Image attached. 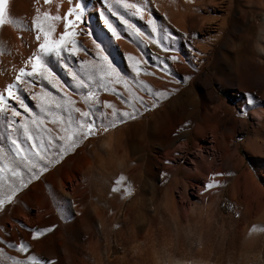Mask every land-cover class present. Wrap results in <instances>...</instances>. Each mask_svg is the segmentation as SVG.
I'll return each instance as SVG.
<instances>
[{
	"label": "rangeland",
	"instance_id": "1",
	"mask_svg": "<svg viewBox=\"0 0 264 264\" xmlns=\"http://www.w3.org/2000/svg\"><path fill=\"white\" fill-rule=\"evenodd\" d=\"M18 1L20 0H9L8 15L10 19L20 21L21 26L17 28L11 23L0 26V80L4 79V83L6 82L0 88V93L6 98L4 89L9 83L16 82L15 74L21 66L30 70L31 66L23 65L22 62L33 53L22 60L16 56L19 43H16L14 50L9 45L14 40V35L6 25L16 28L14 30H17V37L22 39L26 36L23 33H31V11L28 10V16L27 12L20 13ZM69 1L66 0L68 6L74 7V3ZM51 2L56 7L59 4L58 0ZM126 2L136 4L142 11L136 14L134 8L126 9L117 4L116 0H80L83 16L80 21L75 22V40L80 50L75 55L65 51L61 54L62 59L53 56L49 60L57 87L41 77H25L31 83L19 84L18 95L27 105L28 111L18 101L7 98L9 108L15 107L20 115L12 116L8 110L0 112V165L15 160V146L12 144V140H15L28 155H32L33 144L39 147L42 143L46 159L37 158L36 163L38 167H45L47 170L41 172L33 169L36 179H31L32 171L23 164L20 165L21 177L14 178L10 172L0 173V192H7L13 183L19 186L21 178L26 184L11 202L5 203L0 209V223L5 220L8 227H11L12 222L22 220L26 223V235L19 238L25 240L23 241L28 248L36 243V238L32 237L33 231L51 228V231L38 237L41 239L39 257L43 256L42 261H48L44 256L48 251L53 252L55 256L51 261L55 264H164L169 263L171 250L180 252L185 259L194 257L208 264H264V231H250L253 225L264 227V211L255 212L244 204L239 193H233L234 188L229 184L231 181L224 178V169L227 167L225 160L220 161L224 173L223 184L219 190H213L202 212V216L213 213L215 217L212 223L206 220L210 224L205 221L200 224L192 213L193 217L189 219L194 223L189 219L190 222H186L183 214L185 210L191 212L195 204L197 208L202 206L201 187L203 194H208L211 190L204 189L205 177L200 180L188 179L193 183L185 187H173L172 194L178 202V217L175 213L169 215L163 209L170 200L171 177H167L164 184L157 181L158 186L147 185L143 197L149 204L153 198L159 213L155 217L149 216L152 211L148 207V215L133 219L132 214H126V208L133 203L134 195L131 192L125 194L124 188L132 184L130 167L126 166L125 159L134 143L131 135L125 132L119 138L115 136L114 141L110 140L109 136L117 130V126L108 128L107 131L100 129V124L106 122L101 113L109 114L108 118L111 119V109L103 107L105 101L121 112L122 107L144 106L158 97L157 92L164 93L161 97L167 98L168 85L172 81H183L185 77L182 72L186 67L192 70L202 64L199 72L211 75L213 89L226 102L234 118L247 122L246 131L240 133L239 122L234 130L228 132V138L237 145V157L243 158L241 170H251L255 175L252 178L264 187V124L257 125L251 118L253 109L264 108V103L256 104L257 98L248 91L254 81L264 80V64H252L254 60H260L256 54V43L264 23L263 15L253 14L258 8L252 7L248 0H233L227 25L217 31L218 19L222 17L229 0ZM44 5L41 12L48 11L51 14L50 5ZM95 9L97 11L93 14ZM76 11L79 13V10ZM241 15L244 19L255 15L256 24L241 25L242 23L236 22ZM70 16L69 19H72ZM149 20L153 23L150 24ZM55 26L56 31L52 35L59 38L64 29L59 30L56 23ZM97 44L100 45L99 51L108 58V62L122 78L118 84H106L115 91H105L99 87V75H96L94 81L88 79V72L92 69H86L84 62L102 63ZM37 51L38 48L34 52ZM134 64L140 68L139 73L133 71ZM74 75L85 80L91 85V90L97 93L96 99L100 103L96 104L90 117L86 119L95 122L99 131L96 135L82 139L72 151L60 158L58 153L62 142L53 139L49 144V135L55 137L63 133L58 131L59 125L51 122L53 118L48 115L47 110H41L33 94L47 91L56 100L68 98L74 101L70 106L72 108L88 110L89 106L84 103L83 96L89 89L78 88ZM192 78L193 76L189 77L172 96L176 98L187 93ZM228 81L238 82L246 98L239 100L230 90L226 91L224 88H227ZM25 87L28 91H24ZM149 88L152 89L151 92L148 91ZM191 89L199 94V106L206 105L207 109L202 111L203 114L210 113L212 106L208 101L209 97L195 85ZM257 90L264 97V88L258 87ZM243 101L247 106L243 105ZM184 107L185 105H174L170 119L179 118ZM56 111L65 117L67 123L68 113L63 109ZM156 112L157 107H152L144 111L141 117L148 121ZM73 117L80 119L79 113H73ZM34 119L43 120L44 124L38 127L32 123ZM22 124H27L33 140L24 135ZM212 124L219 127L217 121ZM45 128L51 129V133L42 131ZM134 130H131L132 133ZM206 144L209 145L210 142L206 141ZM151 145L153 138L149 134L144 140L142 152L150 151ZM52 159L56 162L49 163ZM120 176L124 180L117 185L116 181ZM114 187L118 190L113 191ZM118 192L121 193L120 199L117 197ZM181 192H185V197ZM111 197L113 208L107 207V200ZM17 236L16 231L0 236V249L3 250V245L7 241L16 240ZM6 253L4 250L0 253V264H3ZM31 254L29 249L21 264ZM11 258L10 255L7 256L9 263Z\"/></svg>",
	"mask_w": 264,
	"mask_h": 264
},
{
	"label": "bare ground",
	"instance_id": "2",
	"mask_svg": "<svg viewBox=\"0 0 264 264\" xmlns=\"http://www.w3.org/2000/svg\"><path fill=\"white\" fill-rule=\"evenodd\" d=\"M58 1L59 9H57L53 2L49 3V9L51 14H59L62 17L66 12L65 10H67L68 3L66 0ZM248 1L251 3L252 7L258 8V11H256V13L253 12V14H262L264 18V0ZM18 2V10L20 13L27 12L26 15L28 16L30 13H28V10L31 11L29 19H32V17L36 15L35 9L37 7H39L41 11L45 8L44 0H20ZM232 8L233 0H229L222 17L218 19L219 23L217 31H220V29L227 25L228 16ZM96 11L97 9L93 10V14H95ZM236 22L242 23L241 25H255V15H251L249 19H244L241 15L236 19ZM55 23L59 30L64 29L62 20ZM6 27L14 35V40L9 42L10 47L14 50L15 45H17L16 43H19L18 51L16 50V56L19 57V59L21 58L23 60L24 57L28 56L38 48V41L35 39L36 29H32L31 27V33H23V35H26V38L23 37L22 39L20 36L17 37V30H14L16 28L10 26V24L6 25ZM28 45L32 46L28 47ZM256 49L258 51L256 54L260 57V60H254L252 64H264V23L261 26ZM201 65L200 67L196 65L198 68L193 67L195 69L192 70H189L188 67H186L187 69L185 68L182 72V75L185 77L184 80L172 81V84L168 85L167 98L157 97L151 99L144 106L131 105L132 107L130 106V108L125 109L122 107L121 112L127 111L134 118L128 119L121 117L123 122L117 124V130L115 129L116 131L114 130L109 136L110 140L114 141L115 136H121L122 132H125L126 134L129 133L132 142L134 143V146L132 145L129 153H127V160L125 159V163L127 161L126 166L130 167L129 177L132 181L129 188L130 192L134 195L133 203L126 208V214H132L133 219L148 215V207L152 211V214L149 216L155 217L157 213H159L158 207L154 205L153 198L150 199L151 203L149 204L148 200L143 197V194L145 193V187L147 185L150 187L158 186L157 181L164 184L167 177H171V185L169 184V191L171 190V194L170 200H168V203L165 204L163 209L164 212H167L169 215L176 214L178 210V202L172 194L173 187H177L178 185L185 187L188 184H192L193 182L188 179L200 180L205 177V183L209 180L219 181L218 186L212 188L208 194H203L204 190H202L203 187H201L200 198H202L201 202L203 204L198 208L195 207V204L191 209V212L187 210L184 211L183 214L187 220L186 222H188L190 220L189 218L193 216H195L198 223L202 221H205V223L213 221V217H215L213 213H209L206 215L207 217L202 216L203 208L206 206L213 190H219L218 188L223 184L224 178L225 180L231 181L229 184L234 188L233 193H239L242 201L247 207L255 210V212L264 211V187L252 178L255 175L253 176L251 170H241L243 158L237 157V145L233 140L229 141L228 138V132L234 130L241 121L234 118L230 109L226 106V102L222 100L221 96L216 93L215 89H213L211 75L199 72ZM191 76H193L191 86L195 85L197 89L209 97L208 101L211 102L210 104L212 106L210 113L203 114L204 112L202 111H206L207 109L206 105L199 106V94L194 92L191 89V86L189 87V91L183 96L176 98L172 96ZM4 81V79L0 80V83H2L0 88H3L6 84ZM227 83V88H224L226 91L230 90L231 94L236 96L237 99L239 98V100L246 98L244 91L238 82L228 81ZM258 87H261V89L264 88V80L260 79L254 81L251 89L248 91L252 96L257 98L256 104H262L264 103V97L259 95V91L257 90ZM153 104L157 107V112L151 120L147 121L142 118L141 115L144 111L152 108ZM176 104L185 105V107L179 118L170 119V114L172 112L171 108ZM243 105L247 106L245 101H243ZM242 109L244 110V108ZM251 116L253 123H257V125L264 124V108L260 107L258 109H253ZM215 121L219 123V127L212 124ZM209 122L212 123L210 124ZM247 128V122H241L240 133L246 131ZM133 129H135V133H132L131 130ZM147 134L148 136L150 134L151 138H153V145H151L152 148L150 151L143 153L142 149L144 146V140L148 137ZM206 141H209L210 144L207 145ZM224 160L227 167L224 169L225 176L223 178L222 176H216L215 173H222L223 170H221L220 161ZM181 193V195L185 197V192ZM117 197L119 199L121 198L120 192H118ZM107 201L109 203L107 207L113 208L114 204L112 203V197ZM106 212L108 213V210ZM177 215L178 214H176V216ZM4 221L5 220L0 223V236L7 235L13 231H16L18 236L16 240L13 239V241H7L3 245V250L7 252L3 264H11L7 261L8 255L12 258L15 257L22 262L27 256V253L19 252L16 247H11V245L25 244V240L23 238L20 239L19 236L26 235V223L21 220L19 222L17 221L18 223L12 222L11 227H8L5 225ZM25 235L23 237H25ZM40 241L41 239L36 238V243L29 247V249L32 251L31 256H35L38 260H43V256L39 257V254L41 253ZM145 244H147V242ZM47 253L48 254L44 256L45 258L49 260L54 258L55 254L53 252L48 251ZM179 253L175 250H171L168 259L169 263L164 264H208L207 262L194 257L189 260L185 259L180 255L181 253Z\"/></svg>",
	"mask_w": 264,
	"mask_h": 264
},
{
	"label": "snow or ice",
	"instance_id": "3",
	"mask_svg": "<svg viewBox=\"0 0 264 264\" xmlns=\"http://www.w3.org/2000/svg\"><path fill=\"white\" fill-rule=\"evenodd\" d=\"M70 2L74 3V7H69L64 15L61 17L59 14H50L48 11L41 12L40 8L37 7L35 9L36 15L32 17L31 27L32 29H36L35 39L38 41V51L33 52L28 56L26 60L22 63L23 65H30V70H26L25 67L21 66L15 74V83H9L7 87L4 89V92L7 93V98H11L19 102L20 106L24 108L25 111H28L27 105L24 104V101L18 95V85L19 84H29L31 80H25V77H41L44 80H48L53 84V87H57V83L55 81V74L52 69L49 67V60L51 57L55 56L57 59H62V53L67 51L72 55H75L80 49L77 47V41L75 40L76 32V24L75 22L80 21L83 16V8L80 3V0H70ZM8 3L9 0H0V26L5 25L6 23H11L17 28L21 26V22L16 19H10L8 15ZM45 4L51 3V0H44ZM117 4H120L124 8H134L136 10V14H139L142 9L136 4H129L126 0H116ZM57 9H59V4H57ZM76 10H79L77 13ZM71 14L72 19H69V15ZM115 14V13H114ZM123 19V18H121ZM63 21L64 31L59 34V38L53 37V33L56 31L55 22ZM149 23H153L149 20ZM69 44L71 47H69ZM98 49V56L102 63H93L85 61L84 64L86 69H92V71L88 72V79L95 80L96 75H99L101 83L98 85L99 87L104 88L105 91H115L114 88H108L106 84L120 83L121 77L117 70L108 62V58L103 55L102 51H99L100 45H96ZM134 59V58H132ZM172 59H176V57H172ZM133 71L139 73L140 68L133 65ZM73 78L77 81L76 86L78 88H87L89 91L86 95L83 96L84 103L89 106L88 110L82 111L79 108L70 107L75 102L65 98L63 101L56 100L51 96L47 91H42L40 93H34L33 98L36 99L41 107L42 111L47 110L48 115L51 116L52 123L59 125L58 131L63 133L62 135H57L52 137L49 135V144L52 143L53 139L61 141L62 143L59 145V153L58 156L62 158L65 154L72 151L78 143L89 136L96 135L99 129L97 128L95 122H90L88 117L91 115V110L95 108L96 104L100 103L96 97L97 93L91 90V85L88 84L85 80L77 78L75 75ZM107 78V79H106ZM106 80V83L104 82ZM142 83V82H141ZM125 87H127V82L125 81ZM147 87V85H145ZM24 91H28V88L25 87ZM149 92L152 91L151 88L148 89ZM164 93L157 92L156 96L161 97ZM7 98L3 93H0V112L8 110L11 112L12 116H19L20 113L16 110L15 107L9 108L7 103ZM251 103V101H249ZM104 108L111 109V119L108 118L109 114L101 113V116L105 117L106 122H102L100 124V129L103 131H107L108 128H115L117 124L122 123L123 120L121 117L132 119L134 118L129 112L124 111L120 112L114 105L105 101L103 103ZM155 107V104H153ZM63 109L64 112L68 113L67 123H65V117L58 114L56 110ZM73 113H79V120L74 119ZM33 124H37V126H41L44 124L43 120L37 121L34 119L32 121ZM21 127L24 129V135L28 137L29 140H33V136L27 126V124H22ZM42 131L51 133V129H42ZM12 144L15 146L13 151L15 152V160L10 162L9 164L0 165V173L10 172L11 176L21 177L20 165L23 164L25 168H28L29 171L33 169H37L38 171H46L45 167H38L36 160L46 159L42 149L43 144L38 147L36 144H33L32 155H28L24 153L17 143V141L12 140ZM2 151V149H0ZM49 163H55L56 160L52 159L48 161ZM216 176H222L224 173H215ZM31 179H36V172L32 171ZM124 180L123 176H120L116 184L119 185L121 181ZM219 181L209 180L204 185V189H212L217 187ZM23 187H26L24 180L21 178L19 181V186H16L13 183L7 192H0V209H2L7 202H11L15 194ZM116 187L113 188V191H117ZM130 192L129 187L124 188V193L128 194ZM54 227V226H53ZM51 228H43L32 232V237L38 238L45 233L51 231ZM264 231V227H258L253 225L250 231ZM17 248V251L22 253H27L29 248L25 244L14 245ZM2 249H0V253H2ZM11 264H21L20 260H17L15 257L11 258ZM23 264H55L54 261H42L38 260L35 256L29 255L26 261Z\"/></svg>",
	"mask_w": 264,
	"mask_h": 264
}]
</instances>
